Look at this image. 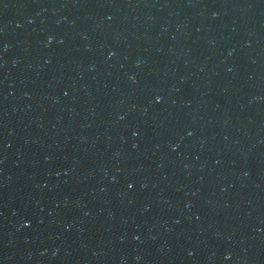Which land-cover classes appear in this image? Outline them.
Returning a JSON list of instances; mask_svg holds the SVG:
<instances>
[{
    "label": "water",
    "instance_id": "obj_1",
    "mask_svg": "<svg viewBox=\"0 0 264 264\" xmlns=\"http://www.w3.org/2000/svg\"><path fill=\"white\" fill-rule=\"evenodd\" d=\"M0 264H264V0H0Z\"/></svg>",
    "mask_w": 264,
    "mask_h": 264
}]
</instances>
